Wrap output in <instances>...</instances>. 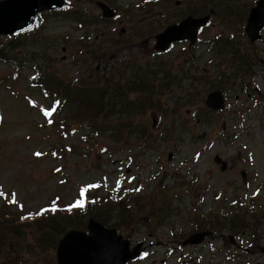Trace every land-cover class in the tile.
Returning <instances> with one entry per match:
<instances>
[{
	"label": "rangeland",
	"instance_id": "rangeland-1",
	"mask_svg": "<svg viewBox=\"0 0 264 264\" xmlns=\"http://www.w3.org/2000/svg\"><path fill=\"white\" fill-rule=\"evenodd\" d=\"M141 1L106 0L119 16L118 19L107 23L96 22L86 25L84 29H79L73 23L59 17L42 18L40 24L45 29L43 34L50 39L45 52L52 58L50 61L52 71L55 70L59 79L63 82L67 81L68 84L71 79L72 83L79 80L78 76L85 69L73 66L68 45L88 35L96 39L93 45L96 47L100 43V31L103 32V37L110 33L117 38H123L122 44L119 45L115 39L110 40L109 50L106 48L108 42L103 38L104 46L100 49L104 53L102 59L137 57L143 61L142 56L153 57V41L150 40L148 44L142 45V42L134 37L133 27L143 28L142 32H145L146 39H149L168 25L177 23L189 15L197 18L210 17V25L200 33L201 41L212 40L216 35H229L230 39L234 37L235 42L244 46L248 44L243 33L246 15L257 0H173L174 3H163L148 11L136 9ZM177 1L181 4L179 9L174 8ZM72 5V9L83 12L85 18L100 17V11L94 0H84L83 3L81 0H75ZM168 7H170L169 11H167ZM135 9L138 12L127 14L136 11ZM164 11L167 12L163 14ZM140 19L144 20L143 25L137 26V21ZM120 28L125 29L122 37H118L117 33ZM29 35L20 36L18 39L24 40ZM74 37L76 40L68 44V41ZM8 41V37H0V45H6ZM182 44L184 43L173 47L172 59L181 49H187L186 55L190 54L192 46L187 47ZM62 48L66 50L62 52ZM215 48V45L206 47L201 42L196 48L197 53L205 59V62L201 63L202 67L209 68L201 75L202 80L209 78L210 81L214 80V83L226 75L218 71L229 67L226 65L217 71L214 69L213 66L220 64L219 60H214L213 63L211 57ZM255 48L260 52L263 63L258 68L252 67L254 69L252 73H256V76L249 84L246 82V92L238 90L232 94L227 92L228 107L219 114V124L196 137V143H192L184 134L183 139H187L184 145L180 141H172L161 148V152L153 150L144 157L134 159V163L137 161L140 165L139 168H133L132 161L127 160L134 145L130 141L123 140L118 147L108 142L104 135L86 141L84 135L89 129L81 127L74 119V112L68 109L61 110L56 117L46 116L44 114L46 111H52L50 107L52 99L44 97L39 88L31 86V83L39 81L32 80L33 76H37L36 71H38L34 69L35 63L31 60L32 49H18L14 53L17 57L10 56L11 62H0V206L2 207V201H5L9 205L4 206L10 211L19 212L17 209L20 208L28 213V218L38 217V213H41L43 207L49 205L51 201L54 206H47L51 207V210L58 211V208L64 207L71 211L81 208L73 205L81 199L84 203L88 197H95L97 201L103 199L111 201L109 193L115 194L122 188L130 187L129 184L122 182L128 177L131 186L142 191L132 194L130 202L125 205L121 203L120 208L114 210L106 220L124 222V226L119 228L118 232L135 243L140 241V236L135 230H145L148 222H163L164 219L170 218L181 222L182 230L187 231L192 227L186 222L184 210H178V213L174 211L178 209L177 205L167 209L166 213L152 211L158 201L167 202L172 195L171 190L164 188L166 184L164 176L167 172L159 166L171 169L175 167L174 165L183 164V167L194 170L195 174L198 173L207 180L210 190L205 199L206 203H217L211 213L225 214L230 211L232 216L238 211L231 210L232 205L240 202L244 206L242 207L244 211H248L249 214L257 212L255 217L257 220L249 221L260 222L256 232L261 233L260 243L252 245L240 242L237 238L231 244L227 234L222 233V239L210 238L198 246L197 250L192 251V248H188V252L184 251L183 254L188 258L184 263L264 264V254L260 251L264 246V32L262 39L255 44ZM183 60L182 55L180 59L176 58V66L183 63ZM247 92L251 94L247 96ZM60 99L65 102L61 93ZM165 103L167 107V103L170 102L165 101ZM177 103L180 105L181 101ZM147 121L151 128L155 127L156 134L162 130L163 122L157 126L158 117L153 112L148 114ZM194 123V121L190 123L191 127L197 128V124ZM223 126H225L223 133L226 132L228 136H231L230 133L233 135L225 142L220 130ZM37 153L40 155H36ZM172 153L174 159L172 161L170 159L171 162L168 163L166 157ZM215 157H219L227 164L223 171L221 164L213 162ZM157 170L162 171L160 176H157L159 178L150 182L151 175ZM241 172H245V179L241 177ZM117 181H120L119 185ZM92 185L95 187H90ZM81 189H86L83 198L80 196ZM154 193L156 194L152 196ZM220 193L221 196L217 198ZM200 195L201 190L196 185L188 192V196L192 198H200ZM99 204L102 206H98ZM104 205L106 204L101 201L88 209H93L95 215L99 214L104 218L106 213L97 211V208H102ZM155 218L156 221L152 220ZM89 219L93 217L90 216ZM174 229H178V226L176 225ZM163 235L167 236L166 232ZM152 242L148 258L133 264H178L181 262L179 256L184 258L183 254L172 256L167 254L169 248L177 246L164 248L163 245L167 246L170 239H163L162 243ZM212 247L219 251L210 260L211 255L208 252ZM225 251L235 254L239 259L227 261L222 255ZM3 264L31 263H28L26 256L21 254Z\"/></svg>",
	"mask_w": 264,
	"mask_h": 264
},
{
	"label": "trees",
	"instance_id": "trees-1",
	"mask_svg": "<svg viewBox=\"0 0 264 264\" xmlns=\"http://www.w3.org/2000/svg\"><path fill=\"white\" fill-rule=\"evenodd\" d=\"M81 1L84 2V0ZM103 1L106 2V0ZM73 2L75 0H68L64 8L43 17H59L73 23L79 29H84L86 25L102 22L99 17L95 19L85 18L83 12L77 9L73 10ZM142 9H147V7L144 6ZM136 12L138 10L128 13L133 14ZM87 20H90V22H87ZM32 29L30 35L25 37L24 40L18 38L21 35L27 36V33L17 35V39L9 40L6 45H0V62H11L10 56L17 57L14 53L20 48L32 49L30 53L31 60L37 65L39 71H37V76L34 78L39 81L33 84L36 85V88H39L44 97L52 99L51 108L56 104V101L60 102L56 105L55 114L57 115L65 109L73 111L76 122L81 127L89 129L86 132L87 134L84 135L86 141L95 139L98 135H104L109 140L108 142L118 147L121 140H132L134 145L131 160L144 157L145 154L147 155L162 146L165 147L167 143L172 141H180L184 144L186 138H190L189 140L195 142L196 137L216 127L220 120V116L217 117V114L206 109L203 105L204 95L213 89L227 92L231 90L230 87H233V85L241 88L246 80V76L230 77L229 69H232V64L238 61L237 52L229 50V46L221 38L216 40L215 52L211 54L214 56L213 63L214 60H219L220 64L213 67L216 71L226 65L229 67L223 71H218V73L226 75L222 79L216 80V83H214V80L210 81L209 78L204 80L201 78V75L209 69L201 65L205 62L204 56L191 50L190 54L186 55L185 50L187 49H185L180 51L184 60L178 66H174L173 63L176 64V58H181L179 55L171 60L172 63L169 64L163 63L161 58L156 57L155 60H158L156 67L152 68V71L147 69L142 73L141 71L148 68L149 64L142 66L131 61L120 64L118 63L119 58H115L111 62H106L103 65L104 69L99 71L98 75L94 73V76L91 77L90 72H82L78 76L79 80L72 83L71 79L68 84L67 81L60 80L54 72L55 70L52 71L51 69L50 61L52 58L45 52L48 49L47 45L50 44V39L46 34H43L45 29L39 24ZM99 36L100 43L96 47L93 46L96 43V39L93 38L89 40L81 38V40L75 41L74 44L69 43L76 40V37L68 41V49L71 52L74 66L80 68L89 63L90 60L98 59L99 54L102 55L100 49L104 46L103 38H106L108 42L106 46L108 50L110 40L115 39L117 45L123 42V38L119 39L110 33L103 37V32L100 31ZM145 36H147L146 33L142 31L134 33L136 39ZM239 50L248 63L254 66L261 64L260 52L255 46L245 45ZM77 52L79 54L75 55ZM188 56L192 57V61L185 62V64L184 61ZM127 65H129V68L123 71L122 69ZM92 69L94 70V67ZM242 72H244V69ZM252 76L253 73L251 72ZM60 93L65 102L60 99ZM167 99L170 100V103H167L166 107L165 101L167 102ZM177 101H181V104L179 105ZM150 112L157 115L158 125L163 122L162 130L157 134L156 130L147 124V116ZM193 121L194 124H197V128L191 127L190 123ZM54 123L55 121L53 125ZM93 134L97 135L93 136ZM184 134L186 135L185 139H183ZM221 135L224 142L233 137L231 133V136L226 135V133H221ZM63 149H65V146ZM173 175L177 176V173L174 172ZM182 178V176L179 177V180L181 181ZM172 186L169 185L166 188L176 190ZM96 201H94L95 204L101 201L106 204L103 206L104 208H97V211L106 213L104 218H101L99 214L95 215L92 212L93 209H88L92 205L71 211L60 207L58 211H48L38 217L28 218V213L24 210L18 208L19 212L10 211L9 208L4 206L9 204L2 201L3 205L0 206V264L21 254H24L28 259V263L31 264H40L39 262L41 264H54V251L60 238L71 229L84 230L90 216L106 227L118 228L117 225L120 222H108L106 220L114 212L111 203L107 199L99 200L100 202ZM98 206L102 205L99 204ZM237 208L238 212L230 218L227 214L223 216L216 214L215 220L220 222L215 225L219 227L226 225L224 230L233 235L241 234L242 236L245 232H254L256 238L253 237L252 241L255 242L258 240L255 231H257L260 222L250 221L257 220V218L255 219L257 212L249 214L248 211H244L242 206L238 205ZM174 211L178 213V210ZM185 213L186 222L192 226L189 230H193L194 225L198 230L205 229L206 221L203 218V213L206 216L211 214L210 211L200 213L191 212L189 209H186ZM22 217L24 218L22 219ZM167 221L181 225V222L175 220L167 219Z\"/></svg>",
	"mask_w": 264,
	"mask_h": 264
},
{
	"label": "water",
	"instance_id": "water-1",
	"mask_svg": "<svg viewBox=\"0 0 264 264\" xmlns=\"http://www.w3.org/2000/svg\"><path fill=\"white\" fill-rule=\"evenodd\" d=\"M65 5L63 0H1L0 1V36L20 33L36 23L38 15L47 11L59 10ZM105 18L114 17V13L103 3H97ZM207 18L192 19L187 17L178 25L167 27L155 35L154 50L164 51L168 45L181 40H196L197 29L206 23ZM264 28V0H259L250 10L245 31L251 43L260 38L259 31ZM205 105L207 108L219 111L224 108V98L220 91L208 94ZM171 156H169V159ZM214 161L221 164V170L226 163L219 157ZM245 178V173H241ZM88 234L81 231H69L59 241L56 252V264H127L135 260L139 254V245L130 249L129 241L117 236L115 230L105 229L102 225L90 220L87 225ZM207 233L191 236L187 243H199ZM264 252V248L262 249Z\"/></svg>",
	"mask_w": 264,
	"mask_h": 264
},
{
	"label": "snow or ice",
	"instance_id": "snow-or-ice-1",
	"mask_svg": "<svg viewBox=\"0 0 264 264\" xmlns=\"http://www.w3.org/2000/svg\"><path fill=\"white\" fill-rule=\"evenodd\" d=\"M31 27V25L29 26ZM60 102L59 101H56V104L53 105V108H52V111H46L44 114L46 116H51L53 114V112L56 110V105H58ZM36 155H40L39 153H37ZM120 181H117V184L119 185ZM90 187H95V185H92ZM138 190V189H137ZM85 192H86V189H81V192H80V196L83 198L85 196ZM15 197L13 196V201H14ZM73 207H83V199L77 201ZM47 211V209H42L41 210V213H38V215L40 214H43V212ZM24 217H22L23 219Z\"/></svg>",
	"mask_w": 264,
	"mask_h": 264
},
{
	"label": "flooded vegetation",
	"instance_id": "flooded-vegetation-1",
	"mask_svg": "<svg viewBox=\"0 0 264 264\" xmlns=\"http://www.w3.org/2000/svg\"><path fill=\"white\" fill-rule=\"evenodd\" d=\"M173 3H174V2H173ZM174 8H175V9H179V8H180V5H177V3L175 2V4H174ZM169 10H170V7L167 8V11H169ZM167 11H166V12H167ZM97 70H101V64H98V66H96V71H97ZM207 93H208V92H207Z\"/></svg>",
	"mask_w": 264,
	"mask_h": 264
}]
</instances>
